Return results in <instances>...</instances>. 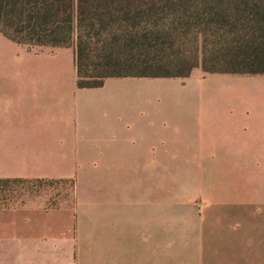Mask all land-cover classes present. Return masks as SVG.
Returning <instances> with one entry per match:
<instances>
[{
    "label": "crops",
    "instance_id": "crops-1",
    "mask_svg": "<svg viewBox=\"0 0 264 264\" xmlns=\"http://www.w3.org/2000/svg\"><path fill=\"white\" fill-rule=\"evenodd\" d=\"M189 76L78 87L70 47L0 32V179L75 188L0 205V264H264V107L210 120L162 91Z\"/></svg>",
    "mask_w": 264,
    "mask_h": 264
},
{
    "label": "trees",
    "instance_id": "trees-1",
    "mask_svg": "<svg viewBox=\"0 0 264 264\" xmlns=\"http://www.w3.org/2000/svg\"><path fill=\"white\" fill-rule=\"evenodd\" d=\"M168 14L195 27L193 51L180 48L179 25L157 27ZM0 32L34 47H70L78 87L109 76L187 77L198 66L264 74V0H0ZM94 36L103 43L92 62L85 42ZM9 181L41 179L0 185Z\"/></svg>",
    "mask_w": 264,
    "mask_h": 264
},
{
    "label": "rangeland",
    "instance_id": "rangeland-1",
    "mask_svg": "<svg viewBox=\"0 0 264 264\" xmlns=\"http://www.w3.org/2000/svg\"><path fill=\"white\" fill-rule=\"evenodd\" d=\"M178 15V14H177ZM186 16L177 20L173 15L168 14L159 20L157 27L164 28L168 25H179L181 31H185L186 52L194 49L195 27L187 23L185 27ZM179 23V24H178ZM103 42L95 36L93 39H87L85 47L90 55V60L95 62L96 54L100 52V45ZM195 68L190 76L185 79L184 84L179 86L173 82H163L162 91L170 89L178 91L177 95L169 96L171 101H189L194 105H199L205 109V113L211 120L217 117L218 107L223 105H245L257 108V113L264 107V75H240L226 73H208L201 72V68ZM179 87V90L177 89ZM166 95L162 93L161 101H165ZM74 182L72 180L62 181H9L0 185V205L9 204L24 198L41 197L46 199L47 207H56L60 205L70 206L75 197Z\"/></svg>",
    "mask_w": 264,
    "mask_h": 264
}]
</instances>
